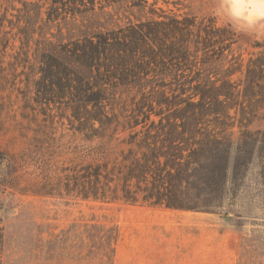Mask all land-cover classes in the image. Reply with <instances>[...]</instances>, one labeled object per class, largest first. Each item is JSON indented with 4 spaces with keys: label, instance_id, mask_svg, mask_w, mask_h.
Returning a JSON list of instances; mask_svg holds the SVG:
<instances>
[{
    "label": "trees",
    "instance_id": "trees-1",
    "mask_svg": "<svg viewBox=\"0 0 264 264\" xmlns=\"http://www.w3.org/2000/svg\"><path fill=\"white\" fill-rule=\"evenodd\" d=\"M38 1L51 11L71 3L90 12L125 0ZM160 1L170 3L131 0L149 11L89 38L62 44L42 37L34 63L31 34L20 28L21 63L40 75L33 82L38 100L71 112V135L37 124L28 147L15 155V173L30 169L23 193L222 214L234 195L227 189L231 155L254 153L258 132L248 128L264 119V42L244 66L230 26L167 12ZM246 166L235 161L233 180ZM90 237L93 253L112 262L117 230L93 226Z\"/></svg>",
    "mask_w": 264,
    "mask_h": 264
},
{
    "label": "rangeland",
    "instance_id": "rangeland-1",
    "mask_svg": "<svg viewBox=\"0 0 264 264\" xmlns=\"http://www.w3.org/2000/svg\"><path fill=\"white\" fill-rule=\"evenodd\" d=\"M224 2L170 0L168 5L160 1L158 7L178 15L213 18L219 27L230 26L238 39L233 52L246 66L257 52L255 44L264 42V28L236 31L221 8ZM132 5L125 0L85 12L82 8L75 11L70 3L58 4L51 11V4L38 0H0V264H264V119L248 128L258 132L254 153L248 159L235 150L231 155L227 189L234 195L225 201L222 214L41 198L22 192L30 169L15 173V155L28 147L37 124H53L71 135L67 130L71 112L38 100L33 82L40 75L21 63L20 28L29 29V58L34 63L36 43L42 37L68 44L125 26L144 16L142 11H149L145 5ZM49 13L56 19L49 21ZM239 130L237 124L235 141ZM235 161L247 163L238 181L233 180ZM93 226L117 230L112 262L93 253Z\"/></svg>",
    "mask_w": 264,
    "mask_h": 264
},
{
    "label": "clouds",
    "instance_id": "clouds-1",
    "mask_svg": "<svg viewBox=\"0 0 264 264\" xmlns=\"http://www.w3.org/2000/svg\"><path fill=\"white\" fill-rule=\"evenodd\" d=\"M221 8L236 31L264 28V0H225Z\"/></svg>",
    "mask_w": 264,
    "mask_h": 264
}]
</instances>
